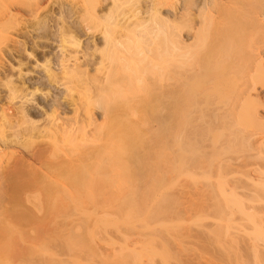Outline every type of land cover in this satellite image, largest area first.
<instances>
[{
  "label": "rangeland",
  "instance_id": "1",
  "mask_svg": "<svg viewBox=\"0 0 264 264\" xmlns=\"http://www.w3.org/2000/svg\"><path fill=\"white\" fill-rule=\"evenodd\" d=\"M115 1L0 0V214L8 213V207L12 206V203L8 204L11 202L7 197L10 181L6 173L16 162H22L23 166L26 164L24 171L29 176L40 173L39 176L43 177L41 183L45 184L42 194L48 191L46 187L53 191L45 192V198L39 190L33 191L34 197L28 192L24 196L27 195L28 201L23 198L26 200L24 205L35 212L33 205L50 200L48 205L53 204L55 210L51 209L50 216L47 213L50 219L46 217V228H18V222V225L13 222L15 228L0 227V264H264V178L260 172V175L257 173L259 170L264 172V151L256 149L259 147L256 146L257 140L264 139V133H259L257 138L253 135L255 138L250 140L252 137L242 127L257 117L250 114L246 120L238 122L227 115L222 103L224 99L219 96L223 92L219 88V94L214 91V86L211 87L217 83L218 88L223 74L219 70L223 67L236 69V78L247 69L251 75L261 76L264 58L258 56L264 46V34L257 38L252 35V0H168L172 7H160L155 4L156 0ZM263 1L260 5L264 6ZM133 4L143 12L155 9L151 14L163 24L160 23L161 30L165 33L173 30V36H170L175 46L173 48L170 44L173 52L171 48L166 51L170 55L165 57L162 51L164 33L158 35L159 39L152 36L155 41L147 40L151 37L149 35L145 38L139 36L143 41L141 43L139 39V46L138 38H134L135 41L129 36L127 29L132 28L130 25L136 18L130 19L131 23L129 20L124 22L119 19V14L130 9L131 5L134 7ZM187 5V16L177 14ZM131 9L126 12L134 18ZM155 23L154 28L157 26ZM107 34H111V38ZM106 37L111 41L118 39L122 44L119 42L117 48L108 51L114 47V42L109 47ZM71 40L79 51L89 54L93 64L83 68L86 70L84 76L62 86L57 82L60 80L55 82L45 74L48 70H57L55 73L62 75L58 69L60 66L57 67L62 60L59 55L62 48L58 46ZM232 40L236 41L237 46L235 42L233 45L238 48H234V55L226 51L231 48L229 42ZM140 50L145 53L138 55ZM225 51L229 60H225ZM148 52H152L151 55ZM131 53L136 54V58ZM128 54L133 62L137 59L138 63L143 61V55L148 57L149 61L146 58L142 62V68L137 65L146 74L140 72L144 75L141 74L142 82L136 85V76L132 74L135 87L126 77L121 79V84L122 81L126 84L112 86L114 90L111 88V91L109 86H98L102 71L95 70L100 68L97 63L106 56L120 59L126 55L129 60ZM132 64L129 67L135 70ZM212 71H218L221 76L218 72L213 76L216 73ZM80 75L83 74L78 77ZM260 76L256 77L260 83L256 79L255 84L264 102V76ZM214 77L220 78L215 80ZM237 82L228 86L227 91L238 90L241 80ZM99 87L105 89L100 91ZM103 90L107 95L111 93L106 95L107 99L101 97ZM228 94L230 96V92ZM73 100L90 103L93 125L79 131L75 141L69 144L44 130H53L50 127L56 117H65L70 123L82 119V111L86 110L87 104L75 108L70 103ZM106 108L113 112L108 110L107 113ZM259 114L264 116V109H260ZM32 130L37 134L31 133ZM127 130L134 132L133 137L140 135L139 146L133 147V137L120 143L115 140L117 135ZM56 139L59 140L60 149L57 150L60 151L57 152L60 154L57 153L56 157L54 152L53 157L59 160L63 155H69L81 161L75 170L65 169L77 171V179L73 177L77 180V189L72 195L76 199L72 203L76 204L77 211L72 207L74 204L71 206L69 203L72 197L60 194L62 191L57 186L64 182L69 172L63 173L65 178L60 179L61 182L59 177L62 174H59L64 169L58 168L59 171L56 170L58 166H52L56 159L49 155L53 151L51 143ZM43 149L47 155L42 160H35L32 153ZM67 179L69 182L72 178L69 180L68 176ZM145 197L148 202L152 201L149 203L151 206ZM161 197L164 201L156 203ZM41 203L39 207L43 205ZM46 203L43 205L45 213L50 208ZM128 203L135 204L137 211L132 210L134 208L131 204L130 208ZM152 204H157L156 209ZM158 206L161 211L157 210ZM149 208L154 212L150 213ZM41 209L37 211L44 214ZM127 209L141 218V214L145 215L146 222L139 217L140 221L131 219L137 221L133 224L129 217L126 222L131 223L126 226L121 216L130 212ZM74 210L78 219H73H77L78 228H64L67 227V216L72 217ZM62 213L66 215L62 216ZM149 213L156 215L153 220L149 219L150 215L148 218ZM103 218H107L109 223ZM121 219L123 224L118 222ZM144 222L147 225L142 227ZM147 222L152 223L149 225ZM1 239H8V242ZM74 239L73 244L70 240Z\"/></svg>",
  "mask_w": 264,
  "mask_h": 264
},
{
  "label": "bare ground",
  "instance_id": "2",
  "mask_svg": "<svg viewBox=\"0 0 264 264\" xmlns=\"http://www.w3.org/2000/svg\"><path fill=\"white\" fill-rule=\"evenodd\" d=\"M263 1V0H262ZM262 1L261 0H252V4H253V15H254V21H253V33H252V35L254 34V38L256 37H258L259 35H261V34H264V6L263 5H260V4H262ZM116 2H119V0L117 1H115V3ZM154 2V1H153ZM152 2V3H153ZM264 2V1H263ZM170 3V2H169ZM139 4V3H138ZM155 4H157L158 6H160V7H164V6H169V5H171V4H168V0H156V3ZM190 4V3H189ZM264 4V3H263ZM133 5H135L134 7L131 5V7H130V9L131 8H133V10L131 9V14H133V17L134 18H132V16L131 15H129V12L127 13L126 11H130V9H128V10H123V11H121L122 13L121 14H119V19L121 20L122 19V21H124V20H126V21H128L129 20V22L131 23V21H130V19L133 21V19H135L136 18V21L133 23V25H130V27H132V28H129V29H127V31L129 30L130 31V33H129V36L130 37H133V40H135L134 38H138V39H136L137 40V46H139V44H141L143 41H141V38H143L142 36H144V38H145V36H147V37H149V36H151V37H149V38H147V40L148 39H154L155 37H156V39L158 38V35L160 34V33H164L163 34V36H164V39L162 40V42L159 40V43L161 42V44H165L164 46H163V48H164V50H162V51H164L165 52V57H167L168 56V54L170 55V53H167L166 51H168L169 52V49L171 48V45L170 44H172V47L174 48V41L172 40V36H173V34H172V32L171 31H173V30H171L170 31V33H168L167 31H169L170 29H168V30H165L167 33H165V32H163V30H161V28L160 27H162V26H160V23L161 22H158L159 21V19H157L156 20V16H154L153 17V14H151L152 13V11L154 12V10L155 9H152V11L150 12H143L136 4H133ZM156 5V6H157ZM185 5V4H184ZM190 5H192V4H190ZM66 6V5H65ZM68 6V5H67ZM66 6V7H67ZM259 6H263L262 8L261 7H259ZM121 7V6H120ZM136 7H138V8H136ZM155 7V6H154ZM169 7H172V6H169ZM64 8V7H63ZM72 8V7H71ZM134 8H136V9H134ZM190 8H191V6H190ZM66 9V8H65ZM157 9H158V7H157ZM160 9V8H159ZM186 9H188V5H187V7H183L182 9H180V11H179V13H177V14H179V15H183V16H185L186 14H187V12H188V10H186ZM192 10H193V6H192V8H191ZM67 10V9H66ZM150 10H151V6H150ZM125 11V12H124ZM146 11V10H145ZM159 11V10H158ZM192 13V12H191ZM147 14H149V15H147ZM195 14V13H194ZM198 14H199V12H198ZM147 15V16H146ZM128 16H131L130 18H128ZM187 16V15H186ZM189 16V15H188ZM192 16H193V14H192ZM152 17H153V20H152ZM180 17V16H179ZM117 19H118V17H116ZM128 18V19H127ZM154 20H156V23L154 22ZM231 20H233V19H231ZM117 21V20H116ZM164 21H165V19H164ZM163 21V23H165ZM189 21V20H188ZM192 21V20H191ZM125 22V21H124ZM151 23V25L152 26H150V24H149V26H148V23ZM187 22V21H186ZM231 22V21H230ZM156 24L157 26H155V28H154V26H153V24ZM159 25H158V24ZM169 23V22H168ZM227 23V22H226ZM185 24V23H184ZM189 24V23H188ZM187 24V25H188ZM231 23H229V25H230ZM161 25H163L162 23H161ZM166 25V24H165ZM228 25V26H229ZM145 26H147L146 28H145ZM189 26V25H188ZM151 27H152V29H151ZM168 27V26H167ZM231 27V26H230ZM229 27V28H230ZM88 28H91V26H89ZM150 28V29H149ZM178 28V27H177ZM184 28V27H183ZM193 28V27H192ZM191 28V29H192ZM93 29V28H92ZM108 29V28H107ZM165 29V28H164ZM173 29V28H172ZM175 29V28H174ZM194 29V28H193ZM48 30V29H47ZM198 29H196V31H197ZM227 30H228V28H227ZM128 31V32H129ZM230 31H231V29H230ZM33 32V31H32ZM104 32V36H105V31H103ZM107 32H109L110 33V31H107ZM106 32V33H107ZM176 32V31H175ZM145 34H147V35H145ZM199 34V33H198ZM201 34V33H200ZM107 35H109V38H111L110 37V35L111 34H107ZM106 35V36H107ZM128 35V34H127ZM149 35V36H148ZM170 35H172V36H170ZM175 35H176V33H175ZM129 36H127V37H129ZM139 36H141V38L139 37ZM152 36L154 37V38H152ZM202 36V35H201ZM126 37V38H127ZM129 37V38H130ZM114 38V37H113ZM197 38V37H196ZM106 39H107V37H106ZM139 39H140V41H141V43H139L138 41H139ZM159 39V38H158ZM202 39V38H201ZM108 41L107 42H109L108 44H109V47L112 45L111 44V42L113 43V46L114 47H110V49H108V51H110L112 48L113 49H115V48H117L118 47V45H119V42H118V39H116V41H115V38H114V41H111L110 39H107ZM113 40V39H112ZM135 40V41H136ZM177 40V39H176ZM175 40V41H176ZM154 41H155V39H154ZM164 41V42H163ZM202 41V40H201ZM71 42H72V40H71ZM71 42H66L65 44H68V43H70V44H68V45H65V44H62V46L60 47V46H58L59 48H62L61 50H59V48H58V50H59V52L61 51V53H59V55L61 54V58L60 59H62V60H60L61 62L59 63L60 65H57V67L58 66H60L58 69H60L61 71H62V75L61 74H58V75H61V77H63L62 78V81H61V77L59 78L58 77V75H57V73H55V71H57V70H51L50 72H49V70L46 72L47 74H45V75H47L48 76V78L51 80H60V81H57L58 82V84L59 85H62V86H67L68 84H71V83H73L72 81L74 80V81H76V79L77 78H81V76H84V73H85V71L83 70V68L84 67H86V69L88 68V66H91L92 64H93V61H91V59H90V57H89V54L87 53V52H85V51H79L78 50V46H75L76 44H74L73 42L71 43ZM77 42V41H76ZM146 42V41H145ZM149 42V41H148ZM147 42V43H148ZM151 42V41H150ZM158 42V41H157ZM233 42H235V44L233 43ZM121 44H122V41L120 42ZM151 43H155V42H151ZM230 44H229V47H230V45L232 44H234L235 46H237L236 45V41L235 40H232V42H229ZM108 44H106V45H108ZM135 44V43H134ZM169 46H167V45ZM177 44H179L178 42H177ZM183 44V43H182ZM136 45V44H135ZM134 45V46H135ZM144 45V44H143ZM145 45H147V44H145ZM151 45V44H150ZM153 45V44H152ZM180 45V44H179ZM231 45V48H229V50H226V51H230L229 52V54H232V55H234L235 53V51H236V49H234V48H237V47H235L234 45L232 46ZM155 46V45H154ZM80 47V46H79ZM141 47V46H140ZM140 47H137L138 49L140 48ZM143 47V46H142ZM141 47V48H142ZM150 47V46H149ZM131 48H134V47H131ZM147 48V47H146ZM152 48V47H151ZM155 48H156V46H155ZM154 48V49H155ZM160 48H162L161 47V45H160ZM176 48V47H175ZM179 48V47H178ZM143 49V48H142ZM141 49V50H142ZM157 49V48H156ZM180 49H182V48H179V50ZM185 49V48H184ZM224 49H227V47H224ZM224 49H223V53H224ZM238 49V48H237ZM135 49H133V51H134ZM140 50V52L141 53H139L138 52V55L140 54H142V53H145V52H142ZM149 50H150V48H149ZM148 50V51H149ZM151 50H153V48L151 49ZM150 50V51H151ZM158 50V49H157ZM171 50V52H173L172 51V48L170 49ZM174 50V49H173ZM177 50V49H176ZM133 51H132V53H133ZM146 51V50H145ZM159 51V50H158ZM157 51V52H158ZM225 51V52H226ZM231 51H232V53H231ZM103 53L105 52V51H102ZM134 52H136V50L134 51ZM161 52V51H160ZM160 52H158V53H160ZM238 52V51H237ZM132 53H131V55H132ZM148 53H150V52H148ZM152 53V52H151ZM151 53H150V55H151ZM163 53V52H162ZM162 53H160V54H162ZM167 53V54H166ZM185 53V52H184ZM183 53V54H184ZM234 53V54H233ZM106 54H107V52H106ZM154 54H157L156 52L154 53ZM164 54V53H163ZM162 54V55H163ZM186 54V53H185ZM227 54H228V52H226V55L225 56H227ZM108 55V54H107ZM128 55H130V54H128ZM131 55L129 56V60H127V58L123 55V57L122 58H112L111 56H109V57H111L110 59H108V62L106 61L107 60V58H109V57H103V59H102V56H101V58L99 57V59L101 60H103L102 62L100 61V63H97V62H99V61H95L97 64H98V66L100 65V68H96L95 70H97V71H102L100 74H101V76H99V80H98V86H100L101 85V87L103 86H109L110 87V91L113 89L114 90V88L112 87V86H119L120 85V87H122L121 85L124 83L123 81H122V84H121V79L122 80H124L125 79V77H126V79H128V82H129V79L131 80V83H132V80H134L135 78H136V80H134L135 81V83H137L136 85H139V82H142L140 79H141V74L143 73V71H141V69L140 68H138V67H141L142 68V62L144 63V59H148V57H146L145 55H143V57H142V59L141 60H143L141 63H140V65H139V63L137 62V59H136V61L135 62H133L132 61V59H131ZM134 55V57L136 58V54H133ZM132 55V56H133ZM159 55V54H158ZM157 55V56H158ZM167 55V56H166ZM232 55H230L231 56V59H232ZM155 56V55H154ZM223 56H224V54H223ZM225 56H224V58H225ZM229 56V55H228ZM228 56L226 57V58H228ZM60 57V56H59ZM126 59H125V58ZM182 57V56H181ZM185 57V56H184ZM259 58H264V46H263V48L261 49V52H260V54H259V56H258ZM106 58V59H105ZM153 58V57H152ZM156 58V57H155ZM170 58V57H169ZM225 58V60H229V58L228 59H226ZM134 59V58H133ZM146 59V60H147ZM163 59V58H162ZM161 58L159 59V60H161V61H163ZM164 59H166V58H164ZM93 60V59H92ZM135 60V59H134ZM168 60H171V59H168ZM174 60V59H173ZM224 60V59H223ZM225 60H224V62H225ZM107 63H106V62ZM148 61H149V59H148ZM153 61H155V60H152L151 62H153ZM105 62V63H104ZM137 62V63H136ZM164 62V61H163ZM165 62H166V60H165ZM169 62V61H168ZM220 62V61H219ZM95 63V64H96ZM132 63H134V65H135V70H131L132 68H130L129 67V65H131ZM148 63V62H147ZM150 63V62H149ZM148 63V64H149ZM154 63V62H153ZM221 63V62H220ZM58 64V63H57ZM94 64V65H95ZM96 64V65H97ZM222 64H223V62H222ZM221 64V65H222ZM225 64V63H224ZM133 65V64H132ZM137 65H138V67H137ZM217 65V64H216ZM219 65V64H218ZM220 65V66H221ZM225 66V65H224ZM238 66V65H237ZM133 67V66H132ZM217 67V66H216ZM221 67H223V66H221ZM232 67V66H231ZM215 68V67H214ZM214 68H213V70H214ZM241 68H242V66H241ZM85 69V68H84ZM221 69V68H220ZM223 69V70H222ZM221 70H219L220 71V73L222 74V72H223V74H222V78H220V77H217V79L218 78H220L219 80H220V83L224 80V82L223 83H221V86H219L220 85V83L218 82V88H217V83H215V85H212L211 87L213 88V86H214V91H216L217 93H219L220 94V90H219V88L221 89V91L223 92V94H220L219 96H221V98H222V100H223V106H224V111L227 113V115H231L232 117H234L235 119H237V121L238 122H242V121H244V120H246V116L247 115H250V116H254V118H256V119H254V122L253 121H251V123L249 124V125H245L244 127H242V130H244V131H246L248 134H249V136L250 137H252L253 135H256V138H257V136L259 135V133H264V116H262V115H260L259 114V111H260V109H264V102L262 101V98L260 97V93H258V87L256 86V84H255V80L257 79L256 77L257 76H260V75H257V76H255V75H251V73L249 72V70L247 69L246 71L247 72H245L244 71V73H242V74H240V76L239 77H235V75H237L236 74V69L235 70H233L232 68H229V67H223ZM227 69H229V70H227ZM264 68H262V70H261V76H264V70H263ZM66 70L68 71V73L66 72ZM204 70V69H203ZM216 70H218V69H216ZM54 71V72H53ZM61 71L59 72V73H61ZM222 71V72H221ZM70 72V73H69ZM140 72H142V73H140ZM213 72V71H212ZM218 72V71H217ZM216 71L215 72H213V73H216V75H213V76H217L218 75V73H217ZM242 72V70L240 71V73ZM219 73V76H221V74ZM79 74H83V75H80V77H78V75ZM132 74L134 75V77L132 76ZM144 74V73H143ZM142 74V75H143ZM70 78V79H68V77ZM86 75V74H85ZM144 75H146V74H144ZM143 75V76H144ZM200 75V74H199ZM143 76H142V79H143ZM198 76V75H197ZM261 76L259 77V78H261ZM146 77V76H145ZM97 78V77H96ZM216 77H214V79H215ZM217 79H215V80H217ZM222 79V80H221ZM263 79V78H262ZM261 79V80H262ZM241 80V84H240V88H239V86L237 87V88H239L238 90H236L235 92H233V91H227L228 89H229V87L228 86H230V85H232V83H234L235 81L237 82V83H239V81ZM259 79H257L256 80V82L258 83H260V81H258ZM49 81V80H48ZM55 81V82H56ZM66 81V82H65ZM127 81V80H126ZM125 81V82H126ZM228 81H231L230 83L228 82ZM65 82V83H64ZM262 82H264V79H263V81ZM100 83V84H99ZM130 83V82H129ZM130 83V84H131ZM135 83H132V85H133V87H135L134 85H135ZM213 82H212V84H214ZM229 83V84H228ZM236 83V84H237ZM258 83V84H259ZM57 84V83H56ZM124 84H126V83H124ZM130 84H127V85H129L130 86ZM236 84L234 85V87L236 86ZM257 84V85H258ZM263 85H264V83H263ZM124 86V85H123ZM261 86H262V84H261ZM126 87V86H125ZM124 87V88H125ZM132 87V88H133ZM70 87H68V89H69ZM112 88V89H111ZM124 88H123V90H124ZM129 88V87H128ZM128 88H126V89H128ZM215 88H217V90L215 89ZM228 88V89H227ZM101 89H105V88H100L99 87V90L101 91ZM107 90L109 89V88H106ZM121 89V88H120ZM119 89V90H120ZM129 90H131L130 88H129ZM235 90V89H234ZM98 91V90H97ZM125 91V90H124ZM123 91V92H124ZM226 91V92H225ZM106 92V91H105ZM105 92H104V90H103V94H102V96L101 97H103V98H105L106 97V99H107V96H109V95H107V94H105ZM120 92H122V91H120ZM126 92V91H125ZM203 92H205V91H203ZM221 92V93H222ZM230 92V96H229V94L228 93ZM232 92V93H231ZM109 93V92H108ZM205 93H207V92H205ZM234 93V94H233ZM105 94V95H104ZM107 95V96H106ZM100 97V96H99ZM98 97V98H99ZM108 99H109V97H108ZM81 101V100H80ZM80 101H75V100H73V101H71L70 103H71V105L74 107L75 106V108H77V106H80V107H83V104H87V108H86V110H83L82 112V114H83V116H82V119L80 120V121H76V122H74V123H70L68 120H67V118H61V117H58V119H57V117L56 118H54V119H52V121H53V126L51 125V127L50 128H52L53 130H44V132L45 131H49L50 133H51V135L53 134H55L58 138L60 137V138H63L61 141H64V142H67V143H69V144H71V143H73L74 141H75V136H76V134L79 132V131H83L86 127H91L92 125H93V116H92V113L90 112V103L89 102H85V103H82V102H80ZM52 102V101H51ZM56 102V101H55ZM73 102V103H72ZM80 104H79V103ZM82 103V104H81ZM222 106V107H223ZM106 112L107 113H109V111H110V113H112L113 112V110H111L110 108H106ZM109 110V111H108ZM145 111V110H144ZM147 111H149V109L147 110ZM146 112V111H145ZM150 112H152L151 110H150ZM149 112V113H150ZM144 113V112H143ZM148 113V112H147ZM226 113H224V114H226ZM256 116V117H255ZM248 117V116H247ZM52 123V122H51ZM50 123V124H51ZM49 128V129H50ZM37 130V129H36ZM39 130V129H38ZM42 130V129H41ZM54 130H55V133H54ZM34 131H35V129H34ZM33 130L31 131V133H33L34 132ZM132 130H127V131H124V132H122L121 134H119V135H117L116 136V138H115V140L118 142V143H120V142H125L126 140H128L129 138H131V137H133V133L131 132ZM40 132V131H39ZM35 133V132H34ZM48 133V132H47ZM35 134H37V133H35ZM262 135H264V134H262ZM261 136V135H260ZM263 137V136H262ZM261 137V138H262ZM54 139L56 138L55 136L53 137ZM255 137H252V138H250V140L251 139H254ZM259 138V137H258ZM257 140V139H256ZM60 141V142H61ZM133 141H134V146L133 147H137V146H139L140 145V142H141V137H140V135L139 136H137V135H135L134 137H133ZM254 141V140H253ZM258 142H257V145L256 146H259L258 148H256V149H258L259 151H260V149L262 150L263 149V151H264V139L262 138V139H260V140H257ZM44 142V141H43ZM52 142V141H51ZM51 142H48V143H51ZM255 142V141H254ZM47 143V142H46ZM46 143H44V144H46ZM258 143H259V145H258ZM51 146L53 147L52 148V155H49V157L50 156H55L54 154L56 153V157H57V153L60 151V150H57V149H60L59 148V140L58 139H56V140H53V142L51 143ZM261 146L263 147V148H261ZM47 147V146H46ZM49 149H51V148H49ZM46 150V149H45ZM44 149L43 150H39V151H37L36 150V152L34 153H32V155H33V157L35 158V160L37 159V161L38 160H42V158H44L45 157V155H47V153H45L46 151H45ZM58 151V152H57ZM263 151H261V152H263ZM55 152V153H54ZM54 153V154H53ZM58 154H60V153H58ZM259 154V153H258ZM63 155V154H62ZM66 155V154H65ZM61 156V155H60ZM31 157V156H30ZM48 157V156H47ZM63 158H61V159H59V160H57L55 157H53L54 159H56V160H54L55 162H53V167L54 166H58L57 168H56V170H59L58 168H60V169H64V172L63 171H60V174H59V172L57 171V176H56V174H54L57 178L62 174V177H59V180L60 179H62V180H64V178H65V174H67L68 172L70 173H68L66 176L68 177L69 176V180H70V178H72L69 182H68V179H67V177L65 178V180H66V182H65V180H64V182H65V184H63L64 182H62V180H60L61 182V184L60 185H57L58 187H59V189L62 191V192H60L59 190H57V191H59L60 192V194L61 193H64V194H67V195H69V196H66V195H64L66 198H71L72 197V199H69L70 200V205L72 206V204H74V206H72V207H74L73 209H75L76 207H75V203H72V201L73 202H76V199H74L73 198V192L75 191V188L77 187L76 186V183H77V180L75 181V180H73V177L75 178V179H77L76 177H77V175H76V173H77V171H73V170H75L76 168H78V163H80L81 161L78 159V157H72V156H69V155H66V156H62ZM64 157H67V158H64ZM59 158V157H58ZM33 159V158H32ZM48 159H50V158H48ZM16 160H18L19 161V159H16ZM46 160V162L48 161L47 160V158L45 159ZM44 160V161H45ZM21 161V160H20ZM19 161V162H20ZM43 161V162H44ZM40 162V161H39ZM50 162H51V160H50ZM22 163V162H21ZM21 163H18V162H16V164L15 165H13V168H10V169H8L9 171H8V173H6L5 175L8 177V180L10 181H8L9 182V184L10 185H7V187H9V191H7V193L9 192V194H7V195H9V196H7V197H9V199H10V201L11 202H9L8 200L9 199H6L7 201H8V204L9 203H12V206L10 205L9 207H10V209H9V207H8V213H5V211H4V213L5 214H7V215H5L4 213H3V215L5 216H3L2 214H0V227L1 228H11V226H14V228H15V225H14V223H16V222H18V223H20L19 224V226H18V228H46L45 226H44V224L46 223V217L48 216V214H49V216H50V214H51V209H52V211H54L55 212V210L53 209L54 207H53V204L51 205L52 206V208H51V206H49L48 204L50 203L49 201L50 200H48V202L46 203V205L47 206H49V207H47L46 206V210H48V208H49V210L48 211H46V213H45V211H44V209H45V207L43 206L45 203H43V205H40L41 207H39V204L41 203V201H40V203L39 204H35V205H33V206H35V207H33V208H35L36 209V211H35V209H34V211L36 212H33V209L31 210L30 208H28L27 206H26V204L24 205V201L26 202V200H24L23 201V198H24V196H25V194L27 193L28 194V192L33 196V191H38L39 193L41 192V191H43L44 190V185L45 184H42L41 182H43V179H41V178H43L42 176H39V174H37L38 173V170H37V172H36V174H37V176L35 175V172H34V175L35 176H33V171H34V169H32L33 171L31 172V174H32V176H29L28 175V172L26 173L25 171H26V169L27 168H25V166H26V164H25V166H23V165H21ZM25 163V162H24ZM31 163V162H30ZM45 163V162H44ZM41 164V163H40ZM47 164V163H46ZM80 165V164H79ZM10 166V165H9ZM24 168H23V167ZM30 166V165H29ZM32 167V166H31ZM42 167H44V166H42ZM47 167V166H46ZM23 168V169H22ZM49 168H52V167H50L49 166ZM68 169L69 170V168H71V169H73L72 171H73V173H71L72 171H71V169H70V171H65V169ZM261 168V167H260ZM24 169H25V171H24ZM36 169V168H35ZM46 169V168H45ZM54 168H52V170H53ZM29 170V169H28ZM51 170V171H52ZM55 170V169H54ZM49 172H50V169L48 170ZM62 172V173H61ZM75 172V173H74ZM261 173V175H260V173ZM5 173V172H4ZM30 173V172H29ZM44 173V172H43ZM45 173H46V171H45ZM63 173H65L64 175H63ZM257 173H259L258 175H260V176H262L263 178H264V172L263 171H257ZM30 174V175H31ZM48 174V173H47ZM50 174H52V173H50ZM58 174H59V176H58ZM71 174H73V175H75V176H73L72 175V177H70L71 176ZM4 175V176H5ZM45 174H43V176H44ZM53 176V175H52ZM53 177V178H56V177ZM64 176V177H63ZM260 176H259V178H260ZM45 177H47V176H45ZM30 178V179H29ZM49 178V177H48ZM258 178V179H259ZM7 179V178H6ZM54 180V179H53ZM52 180V181H53ZM58 180V181H59ZM73 181V182H72ZM74 181H75V183H74ZM156 182H157V180H155ZM260 181V180H259ZM49 182V181H48ZM43 185V187H41L40 185L41 184ZM67 183H69V184H71V185H67ZM154 183V182H153ZM49 184V183H48ZM263 184V183H262ZM154 185L156 186V184L154 183ZM153 185V188L155 187ZM157 187V186H156ZM4 188V187H3ZM46 189L48 190V191H44V193L45 192H53L52 190H49L47 187H46ZM77 189V188H76ZM4 190H6V189H4ZM49 192V193H50ZM1 194H2V192H0ZM4 193H5V191H4ZM42 194V192H41V195L42 196H44V195H46L47 193H45V194ZM36 194V193H35ZM6 195V194H5ZM2 196V195H1ZM3 197H5V196H3ZM28 197H31L30 195L28 196ZM34 197V196H33ZM33 197H31V198H33ZM75 197V196H74ZM77 197V196H76ZM75 197V198H76ZM26 199H27V195H26V197H25ZM24 198V199H25ZM44 198H45V196H44ZM146 199H147V202H148V198L147 197H145ZM163 197H161L159 200H161ZM146 199H142L143 201H145ZM156 199V198H155ZM30 200V199H29ZM159 200H157V202H156V200H155V202L156 203H162V201H164V199L163 200H161V202L159 201ZM27 201H28V199H27ZM37 201V200H36ZM154 201V200H153ZM0 202H1V199H0ZM30 202H31V200H30ZM146 202V201H145ZM146 202V203H147ZM152 201H149L147 204H149V203H151ZM28 203V202H27ZM41 203V204H42ZM134 203V202H133ZM133 203H130L131 204V207L132 208H134V209H132V210H134V211H137V210H135L136 208H135V204H133ZM137 203V202H136ZM154 203V202H153ZM31 204V203H30ZM29 204V205H30ZM129 204V203H128ZM130 204L128 205L129 207H130ZM133 204V205H132ZM147 204H144V205H146L147 206ZM36 205H38L37 206V208H36ZM68 206V207H71V206ZM137 205H138V203H137ZM150 205V204H149ZM153 205V204H152ZM157 205V204H156ZM156 205H153V207L155 206V209H156ZM159 205V204H158ZM161 205V204H160ZM32 206V205H31ZM134 206V207H133ZM151 206V205H150ZM71 207V208H72ZM130 207V208H131ZM138 207V206H137ZM141 208H142V206H140ZM148 207V206H147ZM147 207H145V209L147 208ZM2 208V207H1ZM4 208V207H3ZM40 209V208H42L41 210V212H44V214H39L40 213V210L39 211H37V209ZM139 208V207H138ZM137 208V209H138ZM70 209V208H69ZM77 209V208H76ZM75 209V210H76ZM150 209V208H149ZM73 211V212H71L72 213V215H71V213H69L72 217H69V216H65L67 219H68V221H66V218H65V221L67 222H65L66 224H67V227H64V228H78V224L76 223V221H77V219H78V217H76V216H74V215H77V213H76V211ZM128 210V212L130 211L129 209H127ZM151 210V209H150ZM157 210L159 211H161V209H160V206H158V208H157ZM2 211H3V209H2ZM71 211H72V209H71ZM141 211H143V210H141ZM140 211V212H141ZM156 211V210H155ZM49 212V213H48ZM68 212V211H67ZM66 212V214H68ZM69 212H70V210H69ZM75 212V213H74ZM147 212H149V210L147 211ZM152 212H154V211H152L151 210V212L150 213H152ZM1 213V212H0ZM48 213V214H47ZM65 213V212H64ZM64 213H62L61 215L63 216V215H66V214H64ZM74 213V214H73ZM133 213H135L136 214V212H133ZM131 211L129 212V213H126V214H124L125 216H128V217H125L124 215L123 216H121V218L123 217V219H125V222H126V220L129 218V217H131V218H129L130 219V221H132L131 219H138L140 216L138 215V214H136V217H134L133 218V215H135V214H133ZM137 213H139V211L137 212ZM142 213V212H141ZM147 214L148 215V218H149V215H150V218L149 219H152L153 220V218H155V217H153L155 214L153 213V216H151L152 214ZM157 213H159V212H156V214ZM37 214V215H36ZM40 216H39V215ZM85 214V213H84ZM89 214V213H88ZM128 214H130V215H128ZM143 214H145V212L143 211ZM86 215V214H85ZM48 216V219H50V217ZM141 216H143L142 218L140 217V219H142L143 221L145 220L144 219V217H145V215H142L141 214ZM156 216V215H155ZM86 217V216H85ZM153 217V218H152ZM73 218H77L76 220L75 219H73ZM87 218V217H86ZM127 218V219H126ZM104 220H106L107 218H103ZM129 219H128V221H129ZM140 219H138L137 221H140ZM49 221V220H48ZM124 221V220H123ZM135 222H137L136 220H134ZM134 221H132L133 222V224H134ZM150 221V220H149ZM14 222V223H13ZM119 223H122L123 224V222H122V219H121V221H118ZM124 222V223H125ZM145 222H146V220H145ZM145 222L143 223V226L142 227H144V226H146L147 224H145ZM107 223H109V221H108V219H107ZM111 223V222H110ZM131 223V222H130ZM130 223H128V222H126L125 224H126V226H127V224H130ZM147 223H149V222H147ZM152 222H150L149 223V225L151 224ZM17 224V223H16ZM157 224H159V223H157ZM162 225H163V223H161ZM18 225V224H17ZM132 225V224H131ZM131 225H128V226H131ZM166 224H164V226H165ZM60 227V225L58 224H56V227ZM160 226V225H159ZM167 226V225H166ZM114 227L116 228L117 227V223H116V225H114ZM119 227V226H118ZM161 228H162V226H160ZM168 227V226H167ZM55 228V227H54ZM61 228H63V227H61ZM88 228V227H87ZM146 228V227H145ZM148 228H150V226H148ZM164 228V227H163ZM166 228V227H165ZM169 228H170V226H169ZM0 234H1V229H0ZM2 238V237H1ZM2 240V239H1ZM76 239H74V240H70L72 243H73V241H75ZM3 242H5V243H7L8 242V239L7 240H5V239H3L2 240ZM11 241H13V239H10V242ZM69 242V241H68ZM67 242V243H68ZM77 243V242H76ZM0 244L2 245V243L0 242ZM69 244H71V243H69ZM74 244V243H73ZM73 244H71V245H73ZM77 244H79V243H77Z\"/></svg>",
  "mask_w": 264,
  "mask_h": 264
}]
</instances>
